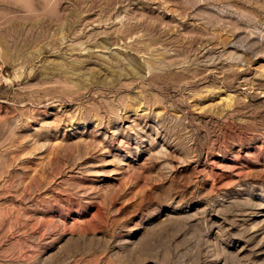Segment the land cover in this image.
<instances>
[{
	"label": "rangeland",
	"instance_id": "rangeland-1",
	"mask_svg": "<svg viewBox=\"0 0 264 264\" xmlns=\"http://www.w3.org/2000/svg\"><path fill=\"white\" fill-rule=\"evenodd\" d=\"M0 264H264V0H0Z\"/></svg>",
	"mask_w": 264,
	"mask_h": 264
}]
</instances>
